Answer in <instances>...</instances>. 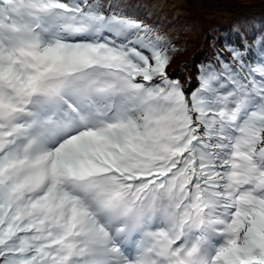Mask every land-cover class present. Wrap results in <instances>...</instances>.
<instances>
[{
  "label": "snow or ice",
  "instance_id": "snow-or-ice-1",
  "mask_svg": "<svg viewBox=\"0 0 264 264\" xmlns=\"http://www.w3.org/2000/svg\"><path fill=\"white\" fill-rule=\"evenodd\" d=\"M245 30L189 88L174 38L119 5L0 0V264H264V27Z\"/></svg>",
  "mask_w": 264,
  "mask_h": 264
},
{
  "label": "trees",
  "instance_id": "trees-1",
  "mask_svg": "<svg viewBox=\"0 0 264 264\" xmlns=\"http://www.w3.org/2000/svg\"><path fill=\"white\" fill-rule=\"evenodd\" d=\"M256 1L264 2V0ZM102 2L105 5L110 2L113 5H119L126 13L134 14L135 18L152 25L160 33L173 37L172 43L176 45L178 50L172 54L167 70L171 74V78H179L189 88H194L198 85L196 76L198 66L202 62H216V49L224 50L225 38L229 41L236 40L239 42L240 35H249L248 31L245 30V26L264 27V11H259L261 15L257 18L252 17V13L234 15L233 12H230V15L234 16L233 18L224 22H215L217 24L213 25L201 22L195 23L186 18L187 21L183 24V19L177 18V24L181 26L176 27L171 25L172 23L165 25L161 23L160 19L153 20L146 16V14L135 8L133 3L138 1L102 0ZM234 28H239L240 33L234 32ZM213 43H215L216 48H213ZM225 55H227L226 52ZM177 69L179 71H176Z\"/></svg>",
  "mask_w": 264,
  "mask_h": 264
},
{
  "label": "rangeland",
  "instance_id": "rangeland-1",
  "mask_svg": "<svg viewBox=\"0 0 264 264\" xmlns=\"http://www.w3.org/2000/svg\"><path fill=\"white\" fill-rule=\"evenodd\" d=\"M135 8L146 14L149 18L160 19L161 23L179 27L177 18L204 23L207 25L224 22L234 16L233 14H249L257 18L264 11V2L256 0H130ZM129 2V1H127ZM165 18V19H163ZM187 20H186V19ZM175 20V21H174Z\"/></svg>",
  "mask_w": 264,
  "mask_h": 264
}]
</instances>
